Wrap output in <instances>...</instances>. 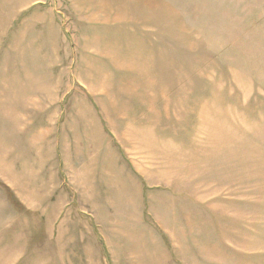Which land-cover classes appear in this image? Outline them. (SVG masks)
I'll return each mask as SVG.
<instances>
[{"label":"rangeland","instance_id":"rangeland-1","mask_svg":"<svg viewBox=\"0 0 264 264\" xmlns=\"http://www.w3.org/2000/svg\"><path fill=\"white\" fill-rule=\"evenodd\" d=\"M28 1L58 102L44 112L108 128L78 127L86 178L14 164L8 186L6 152L35 158L55 121L9 106L0 264H264V0Z\"/></svg>","mask_w":264,"mask_h":264},{"label":"crops","instance_id":"crops-1","mask_svg":"<svg viewBox=\"0 0 264 264\" xmlns=\"http://www.w3.org/2000/svg\"><path fill=\"white\" fill-rule=\"evenodd\" d=\"M29 3L28 0H0V121L9 120L10 105L21 106L29 103L32 104L33 110L27 117L25 116L27 123L28 121H40V119L44 122L53 115L44 112L46 107L51 112L53 106L58 104V102L55 104L56 101L47 100L43 91V89H49L46 88L48 84L45 85V77L53 76V73L45 67L42 50L44 48L42 38L46 31L45 28L43 29L45 26L44 12L39 11V7L35 6L36 3ZM56 56L60 57L59 51L56 52ZM54 58L55 53L51 60L53 65ZM18 100L21 101L18 102ZM36 106L42 108L38 109ZM44 106L46 107L44 108ZM60 109V114L56 118L55 115L52 116L55 120L52 126V136H48L45 146L44 142L42 147L38 146L35 158H32L30 153H25L24 149L20 151V148L15 152L10 148L6 152L5 162L11 171L10 176L7 177L8 180L6 179V185H11L10 180L15 176L14 164H16L17 170L26 171L36 164L38 177L42 181L47 180V183L51 181L53 185H59L60 179L65 184L72 175H77L79 170L78 175L86 178L87 173L84 172L89 168L88 164L91 161L86 160L88 158L87 155L85 157V153L91 151V145L87 149L91 138L84 141L77 140L78 127L84 128L95 123L96 128L100 127L106 133L108 128L106 119L101 114L81 115L83 124L78 125L69 119L66 113L63 114ZM29 115H31V119H28ZM80 142H84L85 145ZM77 162L85 165L87 169H81L80 166L77 170L75 167ZM23 164L26 166L21 167ZM126 164L130 170L139 171L134 165H129L127 162ZM17 165L20 168H17ZM16 176H24V173H18Z\"/></svg>","mask_w":264,"mask_h":264}]
</instances>
